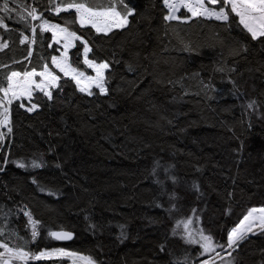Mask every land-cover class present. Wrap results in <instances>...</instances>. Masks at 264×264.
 <instances>
[{"label": "trees", "instance_id": "trees-1", "mask_svg": "<svg viewBox=\"0 0 264 264\" xmlns=\"http://www.w3.org/2000/svg\"><path fill=\"white\" fill-rule=\"evenodd\" d=\"M15 5L25 14L35 6L45 18L87 33L91 59L110 66L105 95L81 93L61 76L59 84H67L53 90L52 101L35 94V112L11 105L12 133L0 146V241L35 254L63 248L97 264H171L185 254L200 264L209 255L184 242L178 222L191 217L226 244L227 231L250 208L264 207V37L253 40L234 14L229 22L165 21L162 0H131L129 26L107 35L69 22L74 11L57 15L46 0ZM15 21L14 12L5 21L14 31H0L8 43L0 49V78L41 70L58 52L51 32H40L41 21H31L37 26L31 45L20 43V33L31 38V30ZM70 61L91 71L80 41ZM221 64L235 71L214 72ZM253 100L257 106L247 108ZM33 160L42 166L32 167ZM25 212L40 221L35 240ZM50 230L74 238L55 240ZM231 253L232 264H264V232L249 234Z\"/></svg>", "mask_w": 264, "mask_h": 264}, {"label": "snow or ice", "instance_id": "snow-or-ice-1", "mask_svg": "<svg viewBox=\"0 0 264 264\" xmlns=\"http://www.w3.org/2000/svg\"><path fill=\"white\" fill-rule=\"evenodd\" d=\"M46 2L52 6V10L57 15L61 12L74 10V20L69 22L78 23L80 28L90 26L96 33L105 35L111 33L114 29L123 30L127 28L130 24L129 17L134 16L136 12L135 8L130 6L131 0H106V2H100V0H59V4L56 3V0H46ZM162 3L164 8L167 9V14L164 16L165 21L187 23L192 18H205L229 22L230 17L234 14L235 17L239 18V24L251 35L253 40L264 37V0H162ZM10 4L15 5L16 0H0V12L4 13V15H0V28L5 29V31H14V29L9 28L5 21L12 19V13L15 12V22L22 23L32 33L30 38L21 32L20 43L28 42L31 45L36 43L37 32V26L32 25L31 21H41L38 25L41 33L51 32V39L56 44H60L63 41L64 51L61 56H51V62L55 65V68L64 73V76L70 77L75 82L79 92L86 93L88 96L107 94L108 88L106 85L108 78L105 76V70L109 69L110 65L108 62L97 63L95 58L89 59L88 54L92 51V48L89 46V41L84 39L87 33L78 35L76 30H70L67 26H61L60 23H51L49 19L44 17L43 12H39L35 6L31 7L25 14L18 11L16 7H10ZM24 7L27 8L28 6L25 5ZM182 9L186 10L185 14L183 16L178 15ZM187 13L191 15L188 16ZM176 35L179 37L178 32ZM41 40H43V37H41ZM76 41H80L83 45V64L95 72L94 76L86 75L85 71L79 70V66L72 67L69 63L68 50L76 47ZM261 42L264 43V41ZM48 46L51 47V44ZM7 47L8 43L6 41L0 43V49ZM184 50L192 51L193 49L185 45ZM31 55L32 51L29 49L28 56L31 57ZM74 55L79 56V50ZM129 71H134V69L129 66ZM213 71L232 73L235 68H229L226 64H221ZM37 76L41 77L39 81L34 79ZM4 80H6V86H4ZM60 80L61 77L55 74L53 70H50L47 63L43 65L42 70L39 72L35 68L31 71L25 70L23 73L11 71L6 77L0 78V93H3L0 96V128L7 129V133L0 131V146H2L6 135L12 133L10 108L13 102L27 99L31 106L26 110L32 112L39 107V103L32 102L34 92L42 93L43 97L52 101L54 99L52 89L58 88L63 91L65 84H67V81H65V84H59L58 81ZM201 83L203 84L204 82L201 81ZM205 87H209V85L206 84ZM93 88L98 89V92H93ZM235 91L239 92V89L236 88ZM36 100L39 101L40 97L37 96ZM256 106V101L254 100L247 104L249 109H254ZM19 107L23 108L25 104L20 103ZM7 162V158H5V163ZM15 163L20 168L26 167L23 162ZM31 166L39 168L42 163H37L33 160ZM25 215L31 225V237L35 240L39 235L38 226L40 221L33 219L30 212H25ZM193 223L194 221L191 217L178 222L177 228L182 226L183 233L179 234L176 229H173L172 235H181L186 244L199 245L202 249L200 255L215 253V256L209 255V259H204L200 262V264H215L217 257L222 262L224 261L221 253L216 251L217 248L221 249V251H227V249L236 251L240 242L247 239L249 233H253L254 230L264 232V207L250 208L247 214L243 215V218L239 219L238 223L227 231L226 244L219 241L214 242L211 235H205L203 228L193 229L191 227ZM11 235H16V233L12 232ZM48 235L55 240L72 239V233L67 231L50 230ZM3 236H5L4 229L0 228V237ZM26 244L27 241L25 242ZM0 248L4 249L3 252H0V264H13V261L28 264L29 260L50 259L53 257H68L71 259L72 264H97L91 256L81 255L63 248H55L51 251H41L39 254H35L30 251H24L19 247H9L8 243L4 241H0ZM227 254L228 256L232 255L231 252ZM171 264H190V262L187 254H185L182 258L174 259ZM226 264H232V261L229 260Z\"/></svg>", "mask_w": 264, "mask_h": 264}, {"label": "rangeland", "instance_id": "rangeland-1", "mask_svg": "<svg viewBox=\"0 0 264 264\" xmlns=\"http://www.w3.org/2000/svg\"><path fill=\"white\" fill-rule=\"evenodd\" d=\"M69 11H74V10H69ZM185 11L186 10H181V12L180 13H178V15H181L182 14V12H184L185 13ZM0 15H1V13H0ZM188 15L190 16L191 14L190 13H188ZM51 23H56V22H53V21H51V20H49ZM61 26H65V25H62L61 24ZM1 29L2 28H0V31H1ZM71 30V29H70ZM114 30H116V29H114ZM113 30V31H114ZM3 42H5L4 40H3V38H2V36H1V33H0V43H3ZM54 42V41H53ZM77 42V41H76ZM75 42V43H76ZM55 43V42H54ZM56 44V43H55ZM57 46H58V52H57V54L55 55V56H57V57H60L61 56V53L64 51V48H63V41H61V43L60 44H57ZM90 46V45H89ZM91 47V46H90ZM73 48H70L69 50H68V57H69V63L72 65V67H74L73 66V64L71 63V61H70V52H71V50H72ZM90 54H91V52H89V59H91V57H90ZM97 62V61H96ZM97 63H100V62H97ZM48 66H49V69L50 70H53L54 71V73L55 74H57V75H59L60 77L61 76H63L64 78H69L70 79V77H66V76H64V73H62V72H60V70L59 69H57V68H55V65H53L52 64V62H50V64H48ZM42 70V69H41ZM41 70H36L37 72H39V71H41ZM91 71L90 72H86V75H95V72L92 70V69H90ZM107 71H108V69L107 70H105V76H106V73H107ZM19 72V71H18ZM22 73V72H21ZM34 79H36L37 81H39L40 79H41V77H39V76H37V77H34ZM60 81H58V83H59ZM106 87H107V85H106ZM53 90L54 89H52V92H53ZM95 90H98V89H95V88H93L92 89V91L94 92ZM36 93H38V92H34V94H33V99H34V96H35V94ZM86 94V93H85ZM3 95V93L2 94H0V96H2ZM14 102H16V101H14ZM18 102H20V103H24L25 104V107H24V109H27L28 107H30L31 105H30V103H29V101L27 100V99H22V100H20V101H18ZM32 102H34V101H32ZM39 109V107L36 109V110H38ZM36 110H34V111H32V112H30V113H33V112H35ZM10 120H11V110H10ZM0 131H4L5 133H7V129L6 128H0ZM7 136L8 135H6V137H5V140H6V138H7ZM4 140V141H5ZM254 208H262V207H254ZM193 226V225H192ZM193 229H198L196 226H193ZM255 231H257V230H254V232ZM249 234H251V233H249ZM4 251V249L3 248H0V252H3ZM48 251H51V250H48ZM216 251L217 252H220L221 253V256L222 257H224V261L222 262L221 261V259L219 258V257H217L216 258V261H215V264H226V262L227 261H229V256H228V252H231V249H227V251H221V250H217L216 249ZM209 255H211V256H215V253H212V254H209ZM53 258H60V257H53ZM63 258H66V259H68L70 262H71V264H72V261H71V259L70 258H68V257H63ZM45 259H49V258H45ZM206 259H209V256L206 258ZM32 261H35V260H29L28 261V264H30V262H32ZM13 263L14 264H22V262H20V261H13Z\"/></svg>", "mask_w": 264, "mask_h": 264}, {"label": "water", "instance_id": "water-1", "mask_svg": "<svg viewBox=\"0 0 264 264\" xmlns=\"http://www.w3.org/2000/svg\"><path fill=\"white\" fill-rule=\"evenodd\" d=\"M68 232V231H67ZM72 233V232H71ZM74 238V234L72 233V239ZM71 240V239H70ZM14 264V263H13Z\"/></svg>", "mask_w": 264, "mask_h": 264}, {"label": "bare ground", "instance_id": "bare-ground-1", "mask_svg": "<svg viewBox=\"0 0 264 264\" xmlns=\"http://www.w3.org/2000/svg\"><path fill=\"white\" fill-rule=\"evenodd\" d=\"M16 6V5H15ZM19 6V5H18ZM29 34V33H28ZM69 232V231H68Z\"/></svg>", "mask_w": 264, "mask_h": 264}]
</instances>
